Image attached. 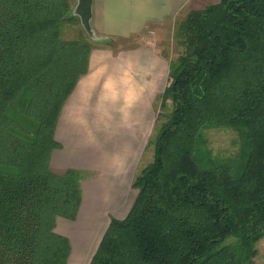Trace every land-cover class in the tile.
Returning a JSON list of instances; mask_svg holds the SVG:
<instances>
[{"label":"trees","instance_id":"obj_1","mask_svg":"<svg viewBox=\"0 0 264 264\" xmlns=\"http://www.w3.org/2000/svg\"><path fill=\"white\" fill-rule=\"evenodd\" d=\"M75 0H0V264H67L82 173L51 166L65 102L94 42L62 38ZM138 195L113 217L90 264H255L264 238V0H217L176 21ZM100 45V44H99ZM171 104V109L167 106ZM209 128L239 134L215 155Z\"/></svg>","mask_w":264,"mask_h":264},{"label":"crops","instance_id":"obj_2","mask_svg":"<svg viewBox=\"0 0 264 264\" xmlns=\"http://www.w3.org/2000/svg\"><path fill=\"white\" fill-rule=\"evenodd\" d=\"M213 1L92 0L91 24L99 35L110 40L155 35L135 47L93 48L89 71L63 106L55 133L62 146L53 151L51 166L57 172L82 171L83 194L75 219H57L56 231L71 242L67 264H90L111 219L129 213L134 203L131 170L153 124L155 90L165 85L169 73L159 42L189 6ZM98 123L108 130L103 144ZM258 247L255 264H264V238Z\"/></svg>","mask_w":264,"mask_h":264},{"label":"rangeland","instance_id":"obj_3","mask_svg":"<svg viewBox=\"0 0 264 264\" xmlns=\"http://www.w3.org/2000/svg\"><path fill=\"white\" fill-rule=\"evenodd\" d=\"M203 5V4H202ZM183 14L180 16L182 17ZM177 23V22H176ZM175 23V27H176ZM175 27L171 28L169 31V35L166 38V40H160L159 46L161 47V54L164 56V58L169 62V70H170V61L173 58H176L178 55L180 48L178 46V41L175 36ZM88 37L82 23L80 21L78 22H66L62 29V38L65 40H72V39H78L81 37ZM155 35L154 33L144 32L143 34L131 37L126 40H117V39H109L104 42H94V47L96 48L98 46H104L109 45L113 48L120 49L123 47H135L139 46L142 43V39H145L148 36ZM89 38V37H88ZM90 39V38H89ZM91 40V39H90ZM156 42V41H155ZM100 44V45H99ZM90 60V59H89ZM169 83V73L168 78L166 80V83L163 87H161L158 90H155V96L153 100V124L151 127V130L148 131V134L146 135V138L144 139V145L141 152H139L136 164L133 165V169L131 170V177L133 175V180H131V187L133 188L134 193V201L138 195V189L133 186L134 179L136 175L141 171V169L150 163L154 158V146L151 144V139L154 136L155 132V126H156V119L157 115L160 111V104H161V96L166 88V86ZM103 108H106V106H103ZM168 109H171V104L167 106ZM109 121H101V123H108ZM114 124L118 122H112ZM99 124V123H98ZM98 125L97 129V135L99 136V140H101L103 144V138L108 135L107 131L105 129H102ZM206 134L208 136V142L209 147L212 149L213 153L215 155H221V156H227L231 154H235L239 148V134L235 129L231 128H209L206 131ZM109 147V146H107ZM136 166V167H135ZM82 173V171H81ZM87 174V173H86ZM98 174L97 172H89L88 175H95ZM131 195V194H130ZM132 208V207H131ZM130 208V209H131Z\"/></svg>","mask_w":264,"mask_h":264},{"label":"water","instance_id":"obj_4","mask_svg":"<svg viewBox=\"0 0 264 264\" xmlns=\"http://www.w3.org/2000/svg\"><path fill=\"white\" fill-rule=\"evenodd\" d=\"M72 14L79 17L88 37L93 42L100 43L110 39L108 36L99 35L91 24L92 0H76Z\"/></svg>","mask_w":264,"mask_h":264}]
</instances>
